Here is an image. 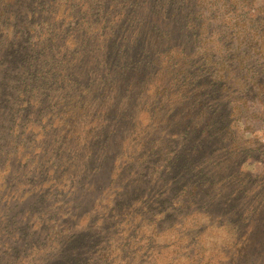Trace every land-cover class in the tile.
Instances as JSON below:
<instances>
[{
  "label": "rangeland",
  "instance_id": "374dc122",
  "mask_svg": "<svg viewBox=\"0 0 264 264\" xmlns=\"http://www.w3.org/2000/svg\"><path fill=\"white\" fill-rule=\"evenodd\" d=\"M153 3L157 12L148 13ZM153 3L141 19L158 30L152 36L154 43L128 68L126 79L133 83L132 90L128 84L115 90L117 101L128 93L132 98L128 104L143 110L144 114H135L133 123L143 120L145 128L133 138L132 168L124 171L132 176L126 183L135 187L122 199H113L111 212L122 216L116 204L136 201V210L127 215L136 227L141 210H148L140 214L142 218L152 215L154 219L157 212L163 213L158 222L178 229L177 239L190 252L194 246L188 221L181 219L183 211L193 217L197 212L204 214L205 226H211L216 235L228 223L240 236L264 240V0ZM145 113L152 116L148 121ZM22 125L23 118L14 125L0 124L4 152L18 145L22 135L37 133L24 131ZM19 163L0 184V199L9 202L0 203V264H21L25 257L39 264H71L67 256L88 251L95 239L90 226L75 217L88 209L92 224L102 219L103 211L93 215L92 202L81 203L75 191L72 197L49 187L38 192L33 176L25 179L30 185L11 201L8 197L13 194L7 192L16 179H24ZM105 180L101 177L100 185ZM73 182L82 186L85 180L80 177ZM84 192L85 198H92ZM59 208L79 227L71 224L62 240L64 248L40 256L35 224L41 219L44 238L51 237L53 232L44 224L58 219ZM119 220L122 224L125 217ZM201 233L193 230L194 235ZM74 264H85V259L81 256Z\"/></svg>",
  "mask_w": 264,
  "mask_h": 264
},
{
  "label": "trees",
  "instance_id": "16d2710c",
  "mask_svg": "<svg viewBox=\"0 0 264 264\" xmlns=\"http://www.w3.org/2000/svg\"><path fill=\"white\" fill-rule=\"evenodd\" d=\"M151 2L0 0V124L14 125L23 118L24 131H37L22 135L18 145L9 146L10 151L0 148V184L20 161L24 179H16L7 192L13 194L8 197L11 201L30 185L25 179L33 176L38 192L49 187L72 197L75 191L81 203L92 202L93 215L103 211L102 219L92 224L88 209L75 217L90 226L95 239L83 255L67 256L71 264L80 262L81 256L85 264H264L261 237L240 236L228 223L216 235L211 226H205L204 214L182 213L194 246L190 252L177 239L178 229L158 222L163 213L157 212L154 219L152 215L142 218L140 214L148 210H141L136 227L127 216L136 210V201L130 207L116 204L122 216L111 212L113 199H122L135 187L126 183L132 176L124 171L132 168L133 138L144 127L143 120L133 123L135 114H144L143 110L128 104L132 100L128 93L117 101L115 90L125 84L132 90L133 83L126 79L128 68L154 43L152 36L158 30L141 19ZM154 12L156 3L148 13ZM151 117L145 113L147 121ZM141 139L144 147L145 139ZM80 177L85 180L82 186L73 182ZM101 177L106 180L100 185ZM84 191L92 198H85ZM0 203L9 202L3 198ZM120 217H125L122 224ZM57 218L44 224L53 232L47 239L41 219L35 224L40 256L64 248L62 240L71 224L79 227L64 208L57 210ZM199 229L202 233L194 235L193 230ZM30 262L39 264L32 258L20 259L21 264Z\"/></svg>",
  "mask_w": 264,
  "mask_h": 264
}]
</instances>
